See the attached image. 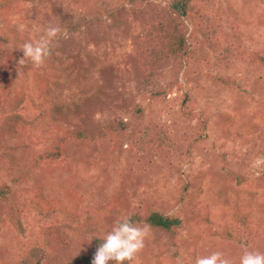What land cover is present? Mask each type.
<instances>
[{"label":"rangeland","instance_id":"374dc122","mask_svg":"<svg viewBox=\"0 0 264 264\" xmlns=\"http://www.w3.org/2000/svg\"><path fill=\"white\" fill-rule=\"evenodd\" d=\"M174 5L0 0L2 49L61 29L43 67L0 83V264H72L117 220L154 211L182 225L135 221L149 227L135 264L264 253V0ZM174 19L187 56L159 60Z\"/></svg>","mask_w":264,"mask_h":264},{"label":"clouds","instance_id":"9594fccd","mask_svg":"<svg viewBox=\"0 0 264 264\" xmlns=\"http://www.w3.org/2000/svg\"><path fill=\"white\" fill-rule=\"evenodd\" d=\"M58 26H49L38 40L25 42L19 48L23 51V58L19 65L31 61L35 68L44 66L46 60L52 55V45L60 35ZM149 236V227L138 226L129 218L117 220L111 231L102 239L103 243L96 249L91 264H135L139 253L145 248V241ZM195 264H233L222 251H214L206 256H197ZM239 264H264V253L258 250L245 248L239 258Z\"/></svg>","mask_w":264,"mask_h":264},{"label":"trees","instance_id":"16d2710c","mask_svg":"<svg viewBox=\"0 0 264 264\" xmlns=\"http://www.w3.org/2000/svg\"><path fill=\"white\" fill-rule=\"evenodd\" d=\"M192 2L193 0H175L174 8L176 12H178L180 15L189 16L190 13L188 11V7L191 6ZM165 30H166V33L164 35L161 34L162 38H161L160 43H162V45L160 46V43H159L160 48H158V50L160 52H159L158 59L159 60H171L173 58L176 59L180 56L186 57L187 56L186 33L188 31L186 26H184L181 21H176V19H174L173 21L170 22L169 25L165 24ZM21 58H23V53H14L8 48L2 49L0 47V83L2 84L1 87L4 88L6 91H7L6 86L8 87V85H10L9 87H12L13 85L12 83L8 85L4 83V81H6V78H5L6 76L9 78L10 77L12 78V75L15 76L16 75L14 72L15 69L20 68L21 72L23 71L25 74V72L31 68V65H32L31 61H26L25 65L23 66L19 65V60ZM256 60L260 61L261 65L264 67V57L255 56V61ZM225 83H227V85H230V81L229 82L226 81ZM37 87L40 91V95H45L48 92L43 87V84L41 82L37 83ZM200 124L202 127L206 128V122L204 120H200ZM18 134L19 132L15 131V134H14L15 139H18ZM17 146L18 145L16 144L11 145L10 151L15 152L17 149ZM53 153L54 152L45 151L42 155L38 157L35 156V157L38 161L44 158H47L49 161H52V160H55V154L59 156L61 155V149L57 148L56 153L55 154ZM236 179L241 181L239 176H236ZM7 192H10V188H6V190L4 189V192L0 188V200ZM219 196L220 198H223V194L222 195L220 194ZM207 211L209 212V209H207ZM130 220L134 224H135V221L138 220V222L141 224L149 225L150 229L156 228V229L168 232V233H173L175 228L180 227L182 225V220L178 218H172L169 216H165L156 211L151 212L150 214L141 213L137 217L134 216L133 218H130ZM113 226L114 225L108 227L105 230V234L110 232ZM102 238L103 237L101 236L94 237L91 241L90 252L84 255H80V257L76 259L73 263L74 264H91V260L93 258V255L96 249L99 247L100 244L104 242ZM30 256L32 258H35L33 255H30ZM45 257H46V254L42 252V254H40V259L37 261V264H42ZM109 264H114V262H109ZM125 264H128V262L125 261Z\"/></svg>","mask_w":264,"mask_h":264}]
</instances>
